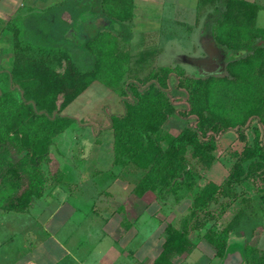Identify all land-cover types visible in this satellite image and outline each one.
Here are the masks:
<instances>
[{"label":"trees","instance_id":"trees-1","mask_svg":"<svg viewBox=\"0 0 264 264\" xmlns=\"http://www.w3.org/2000/svg\"><path fill=\"white\" fill-rule=\"evenodd\" d=\"M132 1L81 0L79 6L67 1L47 10L39 20L25 27L22 40L18 31L13 42V69L11 73L3 74L8 86L3 88L0 82V150L25 155L16 164L7 162L6 156L4 159L0 156V167H6L0 171V183L5 187L0 186V192L14 188L10 197L4 200L3 207L8 211H24L43 197L48 178L42 165L50 161L55 138L77 121L62 113L95 81H102L119 95L132 96L131 100L125 101L126 114L113 116L111 122L115 165L125 169L132 166L142 172L139 195L142 197L151 192L163 200L167 195L176 197L185 189L192 191L196 188L191 215L183 220L181 228L169 227L162 252L154 262L173 264L175 256L194 248L190 240L193 226L190 225L195 217L207 212L222 198L230 200L226 205L230 207L238 196L234 186L248 179L255 183L264 181V143L260 139V130L254 128L253 145L246 144L242 153L233 155L236 162L224 182L217 184L205 178L204 172L210 171L218 160L216 138L240 126L239 139L247 143L244 129L247 121L236 122L220 110L217 100L213 99L217 86L214 77L185 78L180 82L178 87L184 88L188 95L189 111L186 113L178 111L167 91L169 75L173 72L171 68L160 69V74H151L146 83L141 79L134 82L127 79L123 64L128 56L118 52V39L111 32L117 29V25L124 27L122 23L133 19ZM221 5L224 10L216 9V14L210 17L215 19V40L226 48L229 77L220 79V82L246 90L244 87L248 85L244 79L247 73L256 71L257 60L264 56V47L255 44L264 39V31L256 28L258 9L239 0H223ZM65 12L72 18L71 23L63 21ZM83 15H88L90 20L79 21ZM102 19L107 20L108 25L104 26ZM88 22L96 27V32L91 28L94 33L83 46L85 55L78 58L76 53L73 57L74 52L66 46L63 51L59 43L75 41L74 26H79L80 33V25L85 26ZM69 32L71 38L66 39ZM24 41L42 49L50 48L53 55L51 58L45 54L35 56L26 49ZM245 51L254 53L245 57ZM54 63L60 70L53 67ZM56 112L58 114L54 117ZM176 115L189 122L180 134L172 135L164 126ZM192 120L194 124H191ZM62 175L57 180H61ZM259 193L264 204V185ZM246 210L234 217L233 227H237L238 219L248 213ZM246 217L251 225L250 214ZM231 225L220 241L211 240L223 260L228 250ZM242 251L244 264H254L253 259H248L249 250Z\"/></svg>","mask_w":264,"mask_h":264},{"label":"rangeland","instance_id":"rangeland-1","mask_svg":"<svg viewBox=\"0 0 264 264\" xmlns=\"http://www.w3.org/2000/svg\"><path fill=\"white\" fill-rule=\"evenodd\" d=\"M67 1L68 0H59L57 3L60 6ZM91 8L93 9L94 6H91ZM48 9H45V11ZM63 16L66 18L65 21L68 23L72 22V18L67 12H65ZM133 18L134 19H132L130 23L125 25L126 27L118 26L116 30L114 29V32H111L113 35H117L116 37L119 42L118 52L127 54V62L133 63V69L127 70L125 72L126 77L130 82H133L136 79H141L146 83L148 80H150L151 74H160V70H156L158 66L169 65L173 72L169 75L171 88H169L170 91L168 92L172 95V100L175 101L174 103L178 108V111L186 113L189 111V105L187 103L188 95L184 88L178 87L180 82L185 78L208 79L209 77H214L217 79V86L214 89L213 99L217 100L220 110L226 116L230 117L236 122L241 120L247 121V124L244 127L248 138L247 143L242 142L239 139L238 129L240 126L231 128L226 133L221 134L216 138V144L218 147L216 156H218V160L216 161L213 170L204 172V176L208 180L213 178L218 181L219 184H222L225 178L228 177L234 163L236 162V158H234L233 155L236 153H242L246 147V144L253 145L255 141L254 128H258L260 130V139L264 143V125L262 123V121L264 122V56H261V58L257 60L256 71H250L247 73V77L244 79L248 85L247 87H244L246 90H242L243 88L238 89V87L231 85L228 86V84L225 82H220V79L229 77L226 70L227 55L225 54L226 48L218 45L217 41L215 40L216 25L215 22H212V19H210L207 23H190L179 26L170 23H161L160 25H136V19L135 17ZM101 22L104 24V26L108 25V21L105 19H102ZM91 28L96 32V29H94L96 27H94L91 22H88L85 26L80 25L79 33V26L75 25V41H72L74 43L70 41V43L65 42L64 44L63 41H61L59 45L61 48H63V51H65L66 46L68 47L69 51L74 52L73 57H75L76 53L78 58L84 56L85 52L83 51L82 47L86 45L88 37L91 38L94 33L91 31ZM102 30L105 31L104 28H102ZM173 30L177 31L175 32L177 36L180 34V37L187 38L182 40V43L181 41H176L177 43L173 42L176 44H184L183 46L186 47V50H188L189 54L187 60L200 61V66H204L206 69H198L196 71V68L193 65L186 62V56L179 55V52H176V54L168 52V55L171 59L175 58L174 55L180 56L177 57V61H179L181 66L175 67L176 65L174 64L177 61H172L166 57L163 58V61L159 60L158 65L153 63L150 66L140 64L137 66L132 53L138 51L140 55L147 56L156 53V57H158V55H161V51L159 48H157V46L163 43V38H165V44L170 42L171 40L164 37V35H172ZM128 37L130 40L126 41ZM68 38H71L70 32L66 39ZM20 39L22 40V37H20ZM23 43L26 46V49L35 56L45 54L48 56V58H51L53 55L51 54L53 51L50 48L42 49L41 47L29 44L26 41ZM255 44L264 47V39L257 40ZM253 53L254 51H245L243 56L247 57L249 55H253ZM212 54L214 62L217 61L218 63L217 69L214 70H211L209 69V66H206L210 62L209 59L211 60ZM144 60L145 58H143V61ZM77 63L81 65L79 60H77ZM53 67L60 70L56 63H54ZM138 68H140V70H137ZM127 96L128 98H131V94H128ZM93 98L96 99L95 102H97L98 99L103 103L109 101L108 94L105 92L102 94H97L96 96L93 95ZM81 99L82 96L80 99L74 102V104L69 106L68 109L64 110L62 114L69 115V113H71L70 115L78 116L80 109H77L74 113L72 112V109L75 104L80 103L79 101H81ZM95 104L96 103H93V105ZM102 109L105 111L107 118H109L110 114L107 106H103ZM185 121L188 124L189 120ZM190 122H192L191 124L195 123L193 120ZM76 123L77 124L72 126V129L69 128L64 133V138H59L52 146V150L50 152V161L42 165V170L48 178V184L46 186L48 191L50 190L53 192L52 188L54 187V190L56 191L55 193L63 194L69 190L71 192L74 191L76 193H81L79 189H77L78 183L76 180L72 181L74 185H70V183L66 184L63 180L60 181V183L59 180H57V177L63 174L61 170L66 169V167L71 169L73 166L75 169L78 168V172L83 173L84 171V175H89L94 171L93 162H91L89 153L87 152L90 150L89 147L91 144L96 143H88V141L85 140L83 136L77 135V132L82 130L81 128L84 124L91 123L90 125L94 127V131L97 133L100 121L99 119L86 115V118H78ZM105 143L106 142H103V144H101L103 148L105 147ZM100 149V152H98L99 157L97 163L95 161L94 163L97 164V168L100 169L103 174L110 173L108 167L109 163L102 160V158L105 156V152L102 148ZM24 155L25 153H9L8 150H0L1 158L4 159V156H6V161L13 164L18 163L24 157ZM2 168L6 167L2 166ZM2 168L0 167L1 172ZM126 170L127 175L130 177L131 175L134 176L135 173L133 174L131 169L128 168ZM126 170H124L125 173ZM123 176L124 177L120 179L122 181L120 183L122 186H127L125 189L123 188L124 192L122 190L114 191V186L116 183H112V185L109 187H105L104 184H102V181L98 180L95 184L96 187H98L96 188L95 185L92 186V180L87 179L89 182L85 183V186L87 187L86 195L88 194L90 197L92 196V201L90 202L96 209L110 208L114 210L119 208L120 203L123 201L122 206L129 210L128 212L130 215L128 214V218L134 219L137 216L140 218L141 223L138 224L136 227L137 229L138 227L142 228L145 226V236H147V232H152L154 229L155 232L153 238L155 241H153V239L151 240L152 242L149 240L145 244L144 248L140 247L139 253L142 262H144L143 264H154L155 259L159 257L162 252V245L168 235L169 227L178 229L181 228L183 220L191 215V207L196 193V188L192 191L185 189L176 197L173 195H167L163 200H159L154 193H147L138 199L134 197L131 192L134 183L125 178V175ZM95 180L96 179L94 178V181ZM198 182L200 183L201 181L198 179ZM263 185L264 181L262 180H260L258 183H255L251 179H248L247 181L243 182V184L234 186V191H236L238 196L235 203H232L230 207L226 206L230 200L227 198H222L210 206V209H208L209 212H202L197 217H195L194 221L191 222L190 225V227L193 226L192 230H190V240L193 243L194 248L190 252L175 256L172 259V263L222 264L223 258L219 256V251L213 245L211 240L213 239L220 241L222 239V235L225 234L228 226L231 225L232 221L234 220V217L241 213L243 209L247 208L246 211L248 212L247 214H250L252 223L251 225L249 224L246 214L238 219L239 221L237 223L238 225H236L237 227H233L231 225L232 228H230V231L228 232V248L236 245L240 249H246L247 251L249 250L248 259H253L254 264H264V204L259 197V189H262ZM0 186L5 188L2 183H0ZM13 192L14 188H11L10 191L6 190L5 198L4 194H2L3 192H0V199L3 198L6 201ZM82 197L86 196L83 195ZM0 202L4 203L3 200H0ZM87 202L89 203L88 200ZM147 217L151 218V220L149 222L142 223L145 222L144 220H146ZM153 217L155 218V221ZM126 231L127 230H124L123 232L124 239L130 238L131 234L135 233L133 230H128V234H126ZM148 244L154 247L152 251L151 249H146Z\"/></svg>","mask_w":264,"mask_h":264},{"label":"crops","instance_id":"crops-1","mask_svg":"<svg viewBox=\"0 0 264 264\" xmlns=\"http://www.w3.org/2000/svg\"><path fill=\"white\" fill-rule=\"evenodd\" d=\"M68 1H73L78 6L81 5V0ZM222 1L223 0H133V17L136 19V25H160L161 23H170L183 26L190 23H207L211 19L210 17L216 14L215 9L224 10V6L221 5ZM239 1L257 7L256 28L260 31H264V0ZM57 2H59V0H0V82L3 88L8 86L3 74L6 72L11 73L14 65L15 53L13 42L16 38V34L19 31L20 37L25 35V27H29L31 23H35L43 14L47 13L45 9L59 7ZM63 15L62 19L64 21L66 18H64ZM87 16L88 15H83L79 21H89L90 19ZM214 20L215 19L212 18V22H215ZM128 23H130V21L122 24L126 27L125 25ZM115 24L120 23L115 22ZM172 32L174 36L164 35V37L171 40L170 42L165 44V38H163V43L157 46L161 51V55H158V57H156V53L150 56L140 55L138 51L132 53L137 66L139 64L150 66L153 63L158 65V61H163L164 57L171 59L168 52L172 54L179 52V55L186 56V62L193 65L196 71L198 69H206L204 66H200V61L187 60L189 55L188 50L183 46L184 44H181L182 40L187 38L180 37V34L177 36L175 34L177 31L173 30ZM129 40L130 38L128 37L126 41ZM176 41H181V43L176 44ZM82 48L85 52V48ZM174 57V59H171L172 61H177V57L180 56L174 55ZM143 58H145L144 61ZM213 59L212 54L211 60L209 59L210 62L206 65L209 66L211 70L217 69L218 67L217 61L214 62ZM177 62L174 64L176 65L175 67L181 66L179 61ZM123 65V70L125 72L133 69V63L127 62ZM163 68L171 67L169 65H160L156 70ZM137 70H140V68ZM169 88H171V85L168 79L167 91H170ZM103 92L108 94L109 101L103 103L98 99V101L95 102L96 99L93 98V95L96 96ZM81 96L82 99L79 101L80 103L75 104L72 109L73 113L76 112L77 109H80L78 116L70 115L71 113H69V115L76 120L78 118H86L87 115L99 119L100 121L97 133H95L94 127L90 125L91 123L84 124L81 128L82 130L77 132V135L83 136L88 143H96L91 144L89 147L90 150L87 152L89 153L91 162H93L94 171L89 175H84V171L83 173L78 172V168L75 169L73 166L71 169L66 167V169L61 170L63 175L59 182L63 180L66 184L70 183V185H74L72 181L76 180L78 183L77 189H79L81 193L71 192L69 190L63 193V195L62 193H55L54 187L52 188L53 192L46 189L43 197L35 200L31 207L21 212L5 210L3 207L4 203L0 202V264H143L144 262H142L139 255L140 247L144 248L149 240L151 241L153 239V241H155L153 238L154 229L152 232H147V236L144 235L145 226L142 228L138 227L137 229L136 227L141 223L140 218L138 216L134 219L128 218L130 215L128 212L129 210L122 206L123 201L120 203L119 208L114 210L110 208L96 209L90 202L92 201V196L86 195L87 187L85 183L89 182L87 179L92 180V186L95 185L98 180L102 181L105 187H109L112 183H116L118 187L115 185L114 191H123V188L125 189L127 186H122L120 183L122 181L120 179L125 175V178L134 183L131 189L132 195L138 199L141 197L138 191V184L142 172L129 166L132 173H135L134 176L131 175V177H133L131 178L127 175V168L125 169L115 165L114 132L111 122L113 116L126 114L125 101L131 100L132 96L131 98H128V96L123 97L119 95L115 89L99 80L95 81L74 102L80 99ZM74 102L72 104H74ZM93 103L96 104L93 105ZM103 106H107V109H109V118H107L105 111H103ZM185 120L186 119L178 115L173 116L166 122L164 129L172 135H178L188 125ZM75 124L77 123L72 124L69 128L72 129V126ZM64 133L55 138V143L59 138L65 137ZM76 141L78 142L77 139ZM103 142H106L104 148L101 146ZM100 148L105 152V156L102 160L109 163L108 167L110 173L103 174L100 169L97 168L96 163L99 157L98 152L101 150ZM94 161L96 163H94ZM213 168L214 166L210 171H212ZM124 170H126V173ZM94 178L96 179L95 181ZM211 180L219 184L215 179L212 178ZM2 194H4L5 198L6 193ZM58 194H61L60 197ZM83 195L86 197H82ZM0 200L4 201L5 199L2 198ZM150 220L151 218L147 217V219L144 220L145 222L142 223L149 222ZM124 230H127L126 234H128V230H133L135 233H132L130 238L124 239ZM150 244L146 246V249H151L152 251L154 247Z\"/></svg>","mask_w":264,"mask_h":264},{"label":"water","instance_id":"water-1","mask_svg":"<svg viewBox=\"0 0 264 264\" xmlns=\"http://www.w3.org/2000/svg\"><path fill=\"white\" fill-rule=\"evenodd\" d=\"M17 87L19 88V86H17ZM22 94H23V92H22ZM57 114L58 113L56 112L54 114V117ZM244 263H245V258H244L243 251H242V249H240L236 245L228 248L225 259L222 262V264H244Z\"/></svg>","mask_w":264,"mask_h":264}]
</instances>
